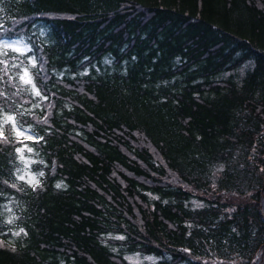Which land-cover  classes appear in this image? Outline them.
Instances as JSON below:
<instances>
[{
	"label": "trees",
	"instance_id": "obj_1",
	"mask_svg": "<svg viewBox=\"0 0 264 264\" xmlns=\"http://www.w3.org/2000/svg\"><path fill=\"white\" fill-rule=\"evenodd\" d=\"M0 26L48 97L0 64V107L43 137L4 128L0 264H264V0H0Z\"/></svg>",
	"mask_w": 264,
	"mask_h": 264
},
{
	"label": "snow or ice",
	"instance_id": "obj_2",
	"mask_svg": "<svg viewBox=\"0 0 264 264\" xmlns=\"http://www.w3.org/2000/svg\"><path fill=\"white\" fill-rule=\"evenodd\" d=\"M0 27H2V26H0ZM9 51L13 52V53H17L19 56H24L27 53L32 52L33 49L29 46L28 43H26L22 39H15V40L0 39V55L7 56ZM13 59H16V58L14 57ZM28 61H29V64L31 65L32 68L36 67L37 58L34 55L28 56ZM0 64L4 65L3 71L5 74H7L8 70H9L8 60H0ZM12 67L19 68L20 65L13 63ZM81 75H87V72H83V73H81ZM17 76L19 78V81H21L24 85H30V91L34 96L40 97L43 100L48 99L47 95L42 94V92L37 87L28 67H23L21 72L17 73ZM0 95H3V93L0 92ZM39 106H40L39 104L33 105V107H39ZM9 109L11 111V106H9ZM20 115L22 116V115H24V113H20ZM43 123H47V117L44 118ZM7 125H11V130L15 131V135L17 137L23 136L25 140L33 141L34 143H39V141L43 139V137H38V136H34V135H25V132H30L31 129L29 128V129L21 130L23 128V126L19 125V127H18L16 115L15 114H8L7 112L4 111L3 107H0V142H3L5 144L9 143L8 137L5 136V131H4V128ZM24 148H26L29 153L33 152V148L28 147L27 144H24L23 148L17 147L15 149V152L20 154L18 159L24 163V169H27L29 167V163H35L36 161H28L25 158V156L23 155ZM41 163H43V161H41ZM21 172H23L22 169H19V168L15 169V172L13 173V175H15V178L17 180L27 183L33 189V191H35L38 187H40V180L37 178V176L43 177L44 176L43 171H39L37 174H31V173H27V172H25L24 174H19ZM4 183L7 184L8 181L5 180ZM62 186L63 185L61 183H57L55 185V187L57 189H60ZM10 187L16 188V184L13 183L10 185ZM7 210L9 212H11V208H8ZM7 223H9V224L13 223V218H9ZM21 233H23V235H25V236L28 235V233L23 228H20L19 231L12 232V235L20 236ZM114 238L119 239V240L125 239V237L122 235L116 236ZM0 246H3L2 241H0ZM12 250L15 251V248H13Z\"/></svg>",
	"mask_w": 264,
	"mask_h": 264
},
{
	"label": "rangeland",
	"instance_id": "obj_3",
	"mask_svg": "<svg viewBox=\"0 0 264 264\" xmlns=\"http://www.w3.org/2000/svg\"><path fill=\"white\" fill-rule=\"evenodd\" d=\"M15 39H22L23 41H25L23 38H13V39H5V40H15ZM26 42V41H25ZM27 43V42H26ZM11 55H17V56H19L17 53H13V52H10L9 51V53H8V55L7 56H2V55H0V58H8V57H10ZM13 63H15V61H10L9 62V69H11V71H12V73H13V76L15 77V79L24 87V89L28 92V93H30L32 96H34L32 93H31V91H30V85H24L21 81H19V78H18V76H17V73L18 72H21V70H22V68L23 67H27V66H25V65H23V64H19L18 62L17 63H15V64H19L20 65V67L19 68H17V67H12V64ZM29 71H30V69H29ZM30 73H31V71H30ZM19 125H22V124H19L18 123V127H19ZM23 126V128L21 129V130H24V129H28L27 127H25L24 125H22ZM5 128H8V129H10L11 130V125H7V126H5ZM12 131V130H11ZM10 131V132H11ZM12 133L15 135V131H12ZM29 134H31V132H25V135H29ZM16 136V135H15ZM21 139H24V137L23 136H21L20 137ZM21 148H23L24 147V144L23 145H21L20 146ZM19 155L20 154H18L17 153V164H16V166H15V169L16 168H19V169H22L23 170V172H21V173H19V174H24L25 172H27V173H31V174H37V172H36V170L32 167V163H29V167L27 168V169H24V163L22 162V161H20L19 159H18V157H19ZM23 155L25 156V158L28 160V161H34V157H33V154L32 153H29L28 151H27V149L26 148H24V152H23ZM14 169V170H15ZM27 178V177H26ZM37 178H39L38 176H37ZM5 208H6V210L8 209V208H11V206H10V204H6L5 205ZM12 211V210H11ZM12 213L11 212H8L7 213V218H10V215H11ZM6 218V219H7ZM8 220V219H7ZM12 239H14L13 237H11ZM126 258L128 259V260H130V261H133V262H138V261H140V260H142V259H152V258H148V256H142V255H140V254H137V253H133V254H127L126 255Z\"/></svg>",
	"mask_w": 264,
	"mask_h": 264
},
{
	"label": "bare ground",
	"instance_id": "obj_4",
	"mask_svg": "<svg viewBox=\"0 0 264 264\" xmlns=\"http://www.w3.org/2000/svg\"><path fill=\"white\" fill-rule=\"evenodd\" d=\"M223 72H224V74H226L225 71H223ZM223 72H221V74H223ZM215 77H217V76H215ZM209 78H211V77H209ZM217 78H218V77H217Z\"/></svg>",
	"mask_w": 264,
	"mask_h": 264
},
{
	"label": "water",
	"instance_id": "obj_5",
	"mask_svg": "<svg viewBox=\"0 0 264 264\" xmlns=\"http://www.w3.org/2000/svg\"><path fill=\"white\" fill-rule=\"evenodd\" d=\"M263 188H264V182H263Z\"/></svg>",
	"mask_w": 264,
	"mask_h": 264
}]
</instances>
